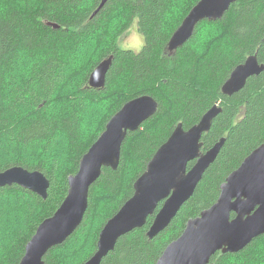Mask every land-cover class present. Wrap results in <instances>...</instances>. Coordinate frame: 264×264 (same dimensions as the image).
Instances as JSON below:
<instances>
[{"label": "trees", "instance_id": "16d2710c", "mask_svg": "<svg viewBox=\"0 0 264 264\" xmlns=\"http://www.w3.org/2000/svg\"><path fill=\"white\" fill-rule=\"evenodd\" d=\"M199 1L183 0L182 12L171 16L180 0H109L93 17L101 0H0V147L26 151L40 146L43 156L38 162L21 159L5 163L0 172L22 166L41 171L51 183L46 200L17 185L0 187L1 240L6 223L21 228L26 225L24 234L19 233L9 247L0 248V264L20 263L39 225L53 216L66 198L68 178L78 172L83 155L108 121L132 99L153 97L159 104L157 113L128 134L118 169H103L90 189L82 225L67 242L49 251L46 264H84L96 252L105 224L133 196L135 181L157 150L179 124L189 129L213 105L218 104L222 112L203 138V151L221 138L226 142L192 198L157 237L147 235L153 215L144 227L122 236L101 264H156L166 247L181 236L187 222L216 203L227 177L264 143V73L251 77L232 96L222 93L232 71L249 56L257 54L264 64V0H236L222 19L198 24L193 37L170 55L171 37ZM135 21L145 40L139 52L119 46ZM205 27L213 29L214 42L203 46L208 40L201 35ZM214 33H219L218 38ZM110 56L114 59L105 88H89L91 73ZM21 69L15 78L14 73ZM69 70L83 72L77 85L71 83ZM90 103L101 110V117L87 132L84 117ZM60 141H66V172L57 157H48ZM130 168L135 173L129 180ZM8 196L20 200L9 207L3 203ZM30 201L34 212L29 210ZM94 217L102 223L91 251L80 254L74 251L81 244L77 238ZM213 262L264 264V235L237 254H216Z\"/></svg>", "mask_w": 264, "mask_h": 264}, {"label": "water", "instance_id": "95a60500", "mask_svg": "<svg viewBox=\"0 0 264 264\" xmlns=\"http://www.w3.org/2000/svg\"><path fill=\"white\" fill-rule=\"evenodd\" d=\"M108 1H101L93 17ZM235 1L200 0L171 37L167 47L169 54L173 55L193 37L201 21L222 19ZM48 25L60 28L54 23ZM113 59L114 56H110L94 69L89 78V88H105ZM263 72L264 64H260L258 55L249 56L232 71L222 87V93L232 96L240 92L252 76ZM158 108L159 104L153 97H137L125 103L108 121L104 132L83 155L78 172L68 178L66 198L54 215L39 225L19 264H46L44 259L49 251L67 242L79 229L89 207L91 187L104 168L118 169L128 134L138 131L157 113ZM221 112V107L215 104L189 129H185L183 124L176 127L154 154L145 172L135 181L133 196L105 224L96 252L84 264H101L115 250L122 236L144 227L150 216L155 215L147 233L150 239L168 228L192 198L226 142V138H221L203 151V138L211 131L214 120ZM190 163L193 165L190 166ZM13 185L30 190L46 200L51 183L41 171L13 166L0 172V187ZM262 235L264 143L227 177L216 203L187 222L181 236L166 247L156 264H216L213 262L216 254H237Z\"/></svg>", "mask_w": 264, "mask_h": 264}, {"label": "rangeland", "instance_id": "374dc122", "mask_svg": "<svg viewBox=\"0 0 264 264\" xmlns=\"http://www.w3.org/2000/svg\"><path fill=\"white\" fill-rule=\"evenodd\" d=\"M182 2L183 0H180V3L174 6L173 15L171 16H176L177 14H180L182 12ZM212 30L213 29L208 28V27H205L202 30L203 34L201 35L203 36V40L208 39L202 44L203 46H206L209 43L214 42V40H212L213 38H211ZM218 34L219 33H214V36L216 37ZM144 42H145L144 37L137 30V21H135L134 25H132L128 29V31L121 37L119 41V46L125 50H132L135 52H139L143 48ZM22 72H23V69H21V72H15L14 73L15 78H18ZM82 74L83 72L71 70L70 71L71 76H69L70 79L72 80L71 83L77 85L81 79ZM100 117H101V110L95 105L90 103L87 108L85 117H84L85 130L87 132H90L99 122ZM0 148H1L0 149V165H3L5 163H11L13 161L21 160V159H23V161L32 163V162H38L43 158L41 154L42 150L40 146L29 148L26 151L21 150L19 148H11V147H7L5 149H2V147ZM48 157L50 158L57 157L59 159L62 171L66 172L69 169V164L67 162L68 152H67V147H66V141L64 142L60 141L58 144H56L55 147L52 149V151H50V154ZM134 173L135 172L133 168L132 169L130 168L127 172L126 177L130 180L133 178ZM19 200L20 198L18 197L8 196V198L4 199L3 203L4 205L7 204L9 207H11L12 203L15 204ZM28 206H29V210L34 212V202L30 201ZM27 216H29L30 218H34V216H31V215H27ZM30 218H27V220L29 221ZM101 223H102V219L99 217H94L89 221L88 224H90V226L85 229L86 231L83 233V235L78 236L77 239L81 244L75 246L74 251H79L80 254H85L91 251L94 236ZM25 227L26 225L23 228H21L19 226L16 227V226L10 225L9 223H6L2 227V230H1V233H3V239L1 240V235H0V248L4 249L5 247H9L14 241L15 237L19 233L24 234ZM63 257H64L63 255L59 254L60 259H63ZM63 262L64 261L62 260V263Z\"/></svg>", "mask_w": 264, "mask_h": 264}, {"label": "bare ground", "instance_id": "6f19581e", "mask_svg": "<svg viewBox=\"0 0 264 264\" xmlns=\"http://www.w3.org/2000/svg\"><path fill=\"white\" fill-rule=\"evenodd\" d=\"M101 1H102V0H101ZM199 2H200V1H199ZM199 2H198V3H199ZM235 2H236V1H235ZM235 2H234V3H235ZM107 3H108V2H107ZM198 3H197V4H198ZM234 3H232L231 6H232ZM100 4H101V3H100ZM231 6H230V7H231ZM228 11H229V10H228ZM228 11H227V12H228ZM227 12H226V13H227ZM226 13H225V14H226ZM188 15H189V14H188ZM188 15H187V16H188ZM184 20H185V19H184ZM184 20H183V21H184ZM205 20H208V21H214V20H209V19H205ZM205 20H203V21H205ZM218 20H219V19H218ZM203 21H201V22H203ZM215 21H216V20H215ZM201 22H200V23H201ZM182 23H183V22H182ZM200 23H199V24H200ZM181 25H182V24H181ZM181 25H180V26H181ZM180 26H179V27H180ZM197 26H198V25H197ZM196 28H197V27H196ZM182 47H183V46H182ZM263 73H264V72H263ZM261 74H262V73H261ZM255 76H258V75H255ZM252 77H254V76H252ZM224 84H225V83H224ZM224 95H225V94H224ZM226 96H227V95H226ZM17 186H18V185H17ZM11 187H12V186H11ZM245 248H246V247H245ZM245 248H244V249H245Z\"/></svg>", "mask_w": 264, "mask_h": 264}, {"label": "clouds", "instance_id": "9594fccd", "mask_svg": "<svg viewBox=\"0 0 264 264\" xmlns=\"http://www.w3.org/2000/svg\"><path fill=\"white\" fill-rule=\"evenodd\" d=\"M97 77H98V72H97Z\"/></svg>", "mask_w": 264, "mask_h": 264}]
</instances>
